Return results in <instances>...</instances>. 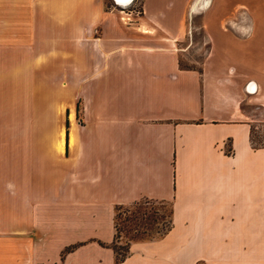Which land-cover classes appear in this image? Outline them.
Returning a JSON list of instances; mask_svg holds the SVG:
<instances>
[{
  "label": "crops",
  "instance_id": "crops-1",
  "mask_svg": "<svg viewBox=\"0 0 264 264\" xmlns=\"http://www.w3.org/2000/svg\"><path fill=\"white\" fill-rule=\"evenodd\" d=\"M188 2L0 0V50L60 104L26 133L17 188L6 158L0 264H264V147L242 108H264V0H193L209 46L185 65ZM142 199L170 202L172 228L116 263L115 209Z\"/></svg>",
  "mask_w": 264,
  "mask_h": 264
},
{
  "label": "rangeland",
  "instance_id": "rangeland-1",
  "mask_svg": "<svg viewBox=\"0 0 264 264\" xmlns=\"http://www.w3.org/2000/svg\"><path fill=\"white\" fill-rule=\"evenodd\" d=\"M142 0H133L128 6L136 8ZM185 9L186 35L178 43L181 51L180 62L185 65L201 63L208 52L209 44H206L204 29L201 24L202 12L191 14L190 4ZM248 0H238L247 2ZM239 7V6H238ZM23 54H13L7 50H0V128H6L13 134L0 135V176L6 175V158L11 159L10 170L16 178L15 187L21 185L18 180L26 174L29 167V153L31 144L39 141L41 136L26 134L33 127L42 126L47 116H55L58 105L42 101L38 86H24L30 79L38 78V71H25L24 68L15 67L14 62H22ZM13 64V65H12ZM53 95V94H52ZM62 106L64 104L62 103ZM251 120V142L254 146H264V108H260L252 102L244 99L242 103ZM44 137V136H42ZM33 148V146H32ZM12 186L9 184V187ZM5 184L0 183V190ZM12 189V187H11ZM169 204L148 202L137 205L121 206L117 209L119 228L115 249L117 256L128 253L127 246L130 241L137 240L136 236H156L164 226L162 219L168 213ZM0 217L7 218L6 213Z\"/></svg>",
  "mask_w": 264,
  "mask_h": 264
},
{
  "label": "trees",
  "instance_id": "trees-1",
  "mask_svg": "<svg viewBox=\"0 0 264 264\" xmlns=\"http://www.w3.org/2000/svg\"><path fill=\"white\" fill-rule=\"evenodd\" d=\"M252 132V131H251ZM254 147H264V146H254ZM148 202H154V203H159V204H169V210H168V213L162 217L163 221H164V226L163 228L161 229V231H159L158 235L156 236H148V237H142V236H136L137 240H154V239H159L161 237H163L171 228H172V225H173V222H172V205L170 202H166V201H156V200H149V199H142V200H139V201H136L134 203H131V204H127V205H137V206H142V204H147ZM121 206H126V205H121ZM121 206H117L116 208H120ZM118 213H117V209H115V215H114V224H115V228H116V237H115V240L114 242L116 243V238L118 237V232H119V228L117 227V219H118ZM114 242L111 244V247L114 249L115 253H116V263H118L119 261H121L122 259H124V257L128 254H125V255H121V256H117V251L115 249V244ZM131 242V241H130ZM129 246V244H128ZM127 246V250L129 252V247ZM72 247H68L66 248L65 251L71 249Z\"/></svg>",
  "mask_w": 264,
  "mask_h": 264
},
{
  "label": "water",
  "instance_id": "water-1",
  "mask_svg": "<svg viewBox=\"0 0 264 264\" xmlns=\"http://www.w3.org/2000/svg\"><path fill=\"white\" fill-rule=\"evenodd\" d=\"M132 1H133V0H129V1H127V2H124V1L113 0V2H114L115 4L120 5V6L128 5V4H130ZM251 91H253V90H251Z\"/></svg>",
  "mask_w": 264,
  "mask_h": 264
},
{
  "label": "bare ground",
  "instance_id": "bare-ground-1",
  "mask_svg": "<svg viewBox=\"0 0 264 264\" xmlns=\"http://www.w3.org/2000/svg\"><path fill=\"white\" fill-rule=\"evenodd\" d=\"M118 1H124V2H127L129 0H118ZM251 86H253V84L251 83L250 86L248 87L249 89L252 88Z\"/></svg>",
  "mask_w": 264,
  "mask_h": 264
}]
</instances>
